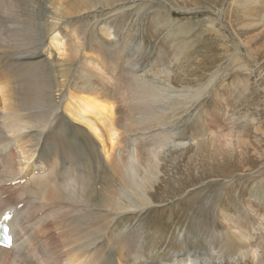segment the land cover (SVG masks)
<instances>
[{"label": "rangeland", "instance_id": "374dc122", "mask_svg": "<svg viewBox=\"0 0 264 264\" xmlns=\"http://www.w3.org/2000/svg\"><path fill=\"white\" fill-rule=\"evenodd\" d=\"M105 1L107 5H100L105 15L99 14L98 20L79 16L77 25L84 26L83 33L92 25L104 46L117 52L111 55L119 56L116 63L127 58V63L140 65L135 79L156 86L162 109L160 121L142 128L123 115L132 104L121 80L127 70L112 63L109 69L102 66L105 60L97 54L77 53L78 67L85 57L94 59L90 88L113 94L117 133L132 141L118 148L122 164L130 154L138 158V165L144 164L142 135L164 129L187 141L185 146L165 148L148 165L138 167L136 185L151 204L134 211L116 201L119 214L109 233L123 238L129 264H164L190 249L204 253L192 257L198 264H264V0ZM177 26L180 35L174 32L178 38L171 42L170 33ZM109 29L113 34L106 38L102 32ZM62 30L69 44L68 28ZM100 70L113 84L102 81ZM77 78L74 73L71 81L77 83ZM2 115L0 111V208L19 205L21 218L11 241L15 248L13 243L1 247L10 249L15 264H66L69 247L61 242L56 250L47 239L60 231L53 221L63 218L67 228L68 222L73 225L74 209L86 208L80 202H47L31 184L27 188L35 181L53 185L47 178L54 172L51 161L34 162L23 182L5 183L23 171L14 142V147L1 150L3 141L5 146L6 139L13 141ZM202 132L205 146L197 148L191 137ZM27 247H33V256L25 260Z\"/></svg>", "mask_w": 264, "mask_h": 264}, {"label": "bare ground", "instance_id": "6f19581e", "mask_svg": "<svg viewBox=\"0 0 264 264\" xmlns=\"http://www.w3.org/2000/svg\"><path fill=\"white\" fill-rule=\"evenodd\" d=\"M101 4L107 5L108 1L0 0V111L3 120H7L6 127L13 134V141L12 138L11 142L6 139V146L3 141L1 150L3 152L9 145L14 147V142L23 171L21 176H15L5 183L10 182L12 185L17 180L20 183L21 178L29 174L34 162L51 161L54 172L47 178L53 181V185L47 181H35L27 183V188L31 184L38 191L40 199L47 202H80L86 208L74 209L70 221L73 225L70 226L68 222L67 228L63 218L53 221L55 230L60 231L58 235L47 239L56 250L60 249L61 242L66 245L64 247H69L64 258L66 264H110L111 260L129 264L122 251L125 245L123 238L116 239L109 233L113 220L119 214L116 201H123L134 211L151 204L150 197L143 195L136 185L138 167L148 165L165 148L185 146L187 142L164 129L154 131L151 136L142 135L145 140L139 146L144 155V164L138 165V158L132 154L126 156L122 164L118 148L128 146L126 144L132 141L117 133L120 123L119 117H114L113 94L110 97L109 91L90 88L89 83L93 76L95 78L96 72L91 63L94 59L85 57L84 65L78 67L77 53L97 54L99 59L105 60V63L99 61L102 66L109 69L112 63L127 70L121 75L124 82L121 83L124 87L127 85V98L132 104H128L127 113L123 115H127L133 122L137 121L142 128L160 121L159 113L162 109L158 106L156 86L135 79L140 65L128 62L129 66L127 58L116 63L119 56L113 58L111 55L117 52L104 46V40L93 33L92 25L86 26L85 33L84 26L77 25L79 16H93L98 20V15L105 11ZM63 28H68L72 43L70 41L67 44ZM178 28L170 33L171 42L178 38L173 37L174 32L180 35ZM111 31L105 30L102 34L108 38L113 34ZM179 43L176 45L179 46ZM74 73L75 79L78 76V85L74 79L71 81ZM101 73L104 71L100 70V77ZM130 78L132 81H129ZM101 79L113 84L107 78ZM105 85L100 84L101 87ZM197 135H201L202 140L195 139ZM191 139L193 145L201 148L205 146L203 142L207 137L202 132L193 134ZM2 167L7 169V165ZM141 182L140 186L143 185ZM12 207L13 217L5 220L4 214ZM20 213L16 205L5 204L0 208V223L8 225L12 238L17 230ZM12 243L14 249V241ZM27 248L25 260L33 256L30 255L33 247ZM7 250L10 249L0 246V264H15L14 255H10ZM112 252L117 255L113 256ZM238 252L241 255L242 249ZM203 254L190 249L165 259L164 264H198V260L195 262L192 257ZM98 258L101 259L96 261Z\"/></svg>", "mask_w": 264, "mask_h": 264}, {"label": "water", "instance_id": "95a60500", "mask_svg": "<svg viewBox=\"0 0 264 264\" xmlns=\"http://www.w3.org/2000/svg\"><path fill=\"white\" fill-rule=\"evenodd\" d=\"M6 217H9V214H7ZM19 217L21 218V213H20V216ZM7 231H8V228L7 227H5L3 225H0V238H2V239H6V238L9 239L8 232ZM5 242H6V240H5Z\"/></svg>", "mask_w": 264, "mask_h": 264}]
</instances>
